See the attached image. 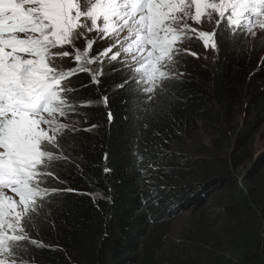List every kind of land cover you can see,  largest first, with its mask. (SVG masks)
I'll return each instance as SVG.
<instances>
[{
	"label": "trees",
	"instance_id": "16d2710c",
	"mask_svg": "<svg viewBox=\"0 0 264 264\" xmlns=\"http://www.w3.org/2000/svg\"><path fill=\"white\" fill-rule=\"evenodd\" d=\"M94 41L90 57L109 47ZM200 46L180 52L175 76L150 94L125 83L131 72L120 57L103 56L98 71L66 81L77 107L61 119L77 130L66 129L51 149L67 159L53 162L45 186L74 191L52 195L26 224V264H264V186L232 177L231 168L240 148L251 155L252 129L264 117V39L217 36L207 61ZM76 66L64 58L65 69ZM215 181V213L167 245L169 210Z\"/></svg>",
	"mask_w": 264,
	"mask_h": 264
},
{
	"label": "snow or ice",
	"instance_id": "6c2138e0",
	"mask_svg": "<svg viewBox=\"0 0 264 264\" xmlns=\"http://www.w3.org/2000/svg\"><path fill=\"white\" fill-rule=\"evenodd\" d=\"M257 27L264 29V0H0V264H26L20 257L22 242L29 240L26 224L52 195L74 191L45 186L53 162L67 159L51 149L60 147L66 129L77 130L61 121L77 107L67 95L72 75L90 72L86 65L117 48L110 60L122 58L131 72L125 83H142L141 91L150 94L175 76L178 45L190 33L216 50L217 36L254 37ZM92 32L112 41L95 57L89 56ZM81 38L87 40L83 50L75 43ZM70 56L77 66L65 69L63 60ZM92 80L99 82L96 75ZM132 109L138 121L144 112L139 99Z\"/></svg>",
	"mask_w": 264,
	"mask_h": 264
},
{
	"label": "rangeland",
	"instance_id": "374dc122",
	"mask_svg": "<svg viewBox=\"0 0 264 264\" xmlns=\"http://www.w3.org/2000/svg\"><path fill=\"white\" fill-rule=\"evenodd\" d=\"M190 24H192V27L198 28L200 30H211L210 27L207 24L204 25H196L193 22L189 21ZM256 32V35L253 37L251 34H248V37L252 39H264V29H260L257 27L254 29ZM191 39H185L182 44L178 45V48L180 49V52H187L188 51V45L195 43L196 41L200 42L201 46V60L207 61L209 58V51L211 48H205L203 45V42L199 40L195 34H191ZM96 33H88L87 38L88 39H94L96 38ZM108 42V45L112 41L105 39ZM79 41V46L77 47L81 50L85 49L87 47V40L85 38H81ZM118 49L113 48L111 52H109L106 55V59H110L111 55L116 52ZM90 52V50H89ZM86 67H91L93 70L98 71L99 69V63H92L89 65H86ZM143 87H146V85L140 83ZM62 121V119H61ZM238 126H241V120L237 121ZM242 124L243 121H242ZM252 138L249 143L252 145V151L251 155L247 156L244 155V150L242 148L238 151V159L235 161L232 160L231 162V168H232V177H236L241 181L249 180V182L260 181V183L264 186V117L259 118L258 121L255 122L254 128L252 129ZM220 187V183L215 182L213 184L211 192L207 195L203 205L199 208H189L181 213L176 214L175 216L170 217L167 220V224L170 225V231L169 234L166 237V244L169 245L173 242H176L179 240L181 233L191 224H194L195 221H200L201 216H209L215 213L216 211V203L215 199L217 197L218 189ZM202 194V192H199ZM8 195L14 196L13 193L8 192ZM16 198V197H14ZM18 199V198H16ZM190 199H193V197H190Z\"/></svg>",
	"mask_w": 264,
	"mask_h": 264
},
{
	"label": "water",
	"instance_id": "95a60500",
	"mask_svg": "<svg viewBox=\"0 0 264 264\" xmlns=\"http://www.w3.org/2000/svg\"><path fill=\"white\" fill-rule=\"evenodd\" d=\"M216 182V181H215ZM215 182H210V183H206V184H200L197 187V191L195 193V195L193 196V198L200 194L199 192H202V195L199 197L195 198V201L193 203L192 199L188 200V201H184L181 202L178 206L171 208L168 212V218L175 216L178 213H181L182 211L189 209V208H199L203 205L207 195L211 192L213 184Z\"/></svg>",
	"mask_w": 264,
	"mask_h": 264
}]
</instances>
